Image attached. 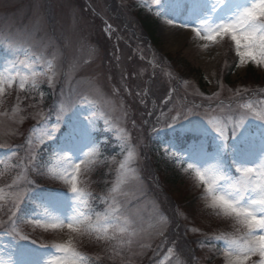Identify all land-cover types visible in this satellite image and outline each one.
<instances>
[{"label": "rangeland", "instance_id": "obj_1", "mask_svg": "<svg viewBox=\"0 0 264 264\" xmlns=\"http://www.w3.org/2000/svg\"><path fill=\"white\" fill-rule=\"evenodd\" d=\"M155 1L0 0V49L5 51L0 53V88L3 89L0 91V144L8 146L22 141L28 125L39 121L46 114V105L52 98L51 90L58 86L63 90L62 97L68 96L67 90H74L78 100L85 103L87 107L83 117L87 116L95 121L101 115L106 128L115 132L119 143L125 139L134 141L131 152V148L127 147V151L123 149L124 152H117L118 157L110 161L109 158L106 159L109 171L115 176L112 174L103 181L104 176L101 177L99 171L103 168L99 159L103 158L102 150L96 148L89 154L87 163L81 164V172L77 178V187L91 194L88 199L94 197L93 193L110 196L111 203L114 200V206L120 211L124 210L121 215L134 228L125 240L119 239V247H115L114 252L108 247L110 241L95 239L92 235L96 236L95 233L74 232L67 226L57 229L37 226L32 221V225L24 223V229L41 241L53 240L65 244L70 242L75 251L78 252L79 247L110 264H117V261L118 264L135 263L146 250L145 244L150 245L151 241L156 243L162 233L166 234L168 230L181 233V222L173 216L176 201L183 202L191 195L200 197L194 202L195 205L187 209L188 221L194 226L180 234L188 249H191L194 239L223 232V229H229L233 233L240 230L230 217L217 215L215 210L208 207V201L201 195L204 187L202 182L196 172L188 168L189 163H196L197 167L209 165L205 156L207 153L203 149L197 151L194 146L192 151H187L188 160L184 166L186 170H191V175L185 169H169L168 166L166 174L165 168H157L150 163V150L143 128L145 112L150 104L145 92L147 86L154 90L153 85L158 92H163V119L159 129L188 131L192 130L190 122L200 124L202 121V118L190 115L189 121L168 128V118L180 112L207 113L205 120H215L223 126L225 117L234 109L225 102L216 101L245 95L251 89L264 86L263 79L258 83L253 79L264 77V68L245 59L243 64L238 62L239 67L229 76L227 68L231 59L230 38H221L215 43L200 40L191 33V29H179L168 24L171 17H175L178 23L184 22V17L173 12L171 16L159 15L154 7ZM142 17H146L153 24L156 39L154 42L146 37V31L139 21ZM205 43L208 44L207 48L204 47ZM15 49L21 52L20 59L15 58ZM48 61L52 62L51 68ZM185 63L201 71L207 82L206 91L201 89L196 74L190 67H185ZM33 72L35 76L32 75ZM9 76H12V80L8 79ZM21 76L27 77L24 88L19 86ZM153 80L155 84L152 85ZM16 82L19 83L18 86ZM34 83L36 87H33ZM174 83L178 86L175 87ZM198 99H204V104H214L211 105L212 108L203 105V109H196L192 102ZM75 102L63 97L59 109L69 115L70 106ZM95 104L101 106L99 110H96ZM221 104L222 106L217 107ZM253 104L251 112L245 113L246 110L240 114L252 116L264 111L261 108L264 104L262 99L257 98ZM258 122L256 120L253 123ZM55 123L56 117L53 125ZM185 126H188V130H185ZM93 128L95 129L94 124ZM249 129L253 132L256 130L254 125H249ZM247 132L245 130L235 141L242 140ZM50 141L47 137H43L38 144L29 140L27 157L34 155L42 143ZM214 145L215 149L222 147L218 138ZM57 148L48 169L49 175L55 177L54 180L40 174L37 169L32 175L24 171L18 179L11 182L8 177L3 180L0 176V214H4L3 208H9V203L20 192H24L25 196L28 185L40 186L34 178H38L40 184H52V188L60 193L66 186L71 187L70 180L58 177L61 174L67 177L72 171L74 161L59 153ZM222 150L224 149L219 148L215 154H221ZM123 154L125 156L122 159ZM64 157L67 163L62 161ZM34 161L28 159L29 166ZM183 161L181 157L178 158L179 165ZM121 165L124 168L123 173L117 171ZM144 170L150 177L145 178L142 175ZM172 172L178 177V183L175 187L167 184L168 194L164 199L158 191L161 186L156 182L157 173H164L166 177ZM106 184L111 190L106 188L102 191L101 187H106ZM57 200L60 197L57 196L55 201ZM138 209L140 210L137 211ZM136 211L141 220L133 217L132 221ZM161 214L167 220L165 227L160 223ZM2 216L6 215L0 217ZM122 245L125 251L123 247L120 248ZM225 248L222 246L214 251V256L207 263L201 260L194 264H225ZM54 252L53 249L51 253ZM9 258L10 252L0 251L2 264Z\"/></svg>", "mask_w": 264, "mask_h": 264}, {"label": "snow or ice", "instance_id": "obj_2", "mask_svg": "<svg viewBox=\"0 0 264 264\" xmlns=\"http://www.w3.org/2000/svg\"><path fill=\"white\" fill-rule=\"evenodd\" d=\"M157 3H160V0H157ZM169 8L176 15L183 16L184 22L178 23L175 17H171L168 24L179 29L189 28L191 33L203 41L215 43L218 39L230 38L235 46L239 64H243L247 59L258 67L264 68V0H172ZM204 47L207 48L208 44L205 43ZM48 66L52 67L51 61H48ZM16 75L20 76V73ZM32 75L35 76V72ZM8 79L12 80V76H9ZM25 79L27 77H20V88H24ZM33 87H36L35 83ZM0 91L3 89L0 88ZM220 106L222 104L217 105V107ZM70 107L73 108L71 112L73 113V131L59 145L57 151L74 161L71 173L67 177L63 174L58 177L71 181V194L63 193L64 199L41 205L44 209L43 213L33 216L32 222L34 225H43L53 229L67 226L74 232L91 233L92 222L81 211V206L91 194L77 187V178L81 172V164L87 163L89 154L97 148L98 142L94 135V121L87 116L81 118L82 113L76 112L74 106ZM244 107L251 112V104H245ZM261 108L264 109V104L261 105ZM51 113H55L56 123L48 129L46 136L48 140L52 141L58 138L61 124L64 123L67 113L63 109L57 108H52ZM190 115L202 118L200 124L190 122L193 131L208 135L209 138L210 133L214 132L221 141L224 151L231 153L234 157L238 155L243 161L240 163L236 159L231 161L233 169L239 173V177H234L231 171L221 163L209 164L206 167H197L196 163L188 164V168L196 172L204 186L202 194L208 201V207L215 210L217 215L230 217L235 226L243 232L241 239L221 237L227 241V246L223 250L225 264H249V262L264 264V111L249 116L248 114L241 115L237 110L225 117L223 126L218 121L205 120L207 113L180 112L175 116H170L166 126L170 128L189 121ZM256 120L259 122L254 124L253 122ZM47 125L48 121L45 118L44 127ZM249 125L255 126V132L249 129ZM185 130H188V126H185ZM245 130L248 132L243 139L239 143L233 144V140L241 137ZM99 147L102 148L103 145H99ZM0 150L13 154L17 151V149L6 147L3 144H0ZM29 159L35 160V156L30 155ZM34 167L40 170L42 165L37 162ZM97 199L109 204L107 199L101 197H97ZM23 202L24 192H20L12 201L11 207L5 210L4 215L8 219L0 221V231L8 235L13 234L15 224L23 218L19 215ZM114 203L113 200L109 204V210L104 213L103 220L96 221V233L106 234L108 226L121 233L127 231L128 222L126 221L125 226L122 227L120 217L112 214L114 212L112 204ZM160 223L162 227L167 226V220L163 218L162 214ZM17 236L20 241H31L36 244V241L30 240L28 235L17 233ZM100 238L97 236V239ZM104 238L108 237L105 235ZM39 246L41 248L52 247L55 252L50 253L48 258L37 262L30 258V252L24 251L19 253L22 259H9L7 264H81V262L83 264H100L95 258L81 256L73 249L70 242ZM253 257L259 259L254 261Z\"/></svg>", "mask_w": 264, "mask_h": 264}, {"label": "trees", "instance_id": "obj_3", "mask_svg": "<svg viewBox=\"0 0 264 264\" xmlns=\"http://www.w3.org/2000/svg\"><path fill=\"white\" fill-rule=\"evenodd\" d=\"M148 27L150 28L151 27V25H149L148 24ZM152 32H153V30H152ZM190 67V66H189ZM190 69H192L193 71H194V73L196 74V78L198 79V81L200 82V83H203V84H205L206 85V82H204V77H203V75H202V73H201V71L200 70H197V69H195V68H191L190 67ZM248 75V74H247ZM244 78V77H243ZM254 79V82L255 83H258V81L260 80V79H263L264 80V77H257V78H253ZM245 79H243V81H244ZM247 80V79H246Z\"/></svg>", "mask_w": 264, "mask_h": 264}]
</instances>
